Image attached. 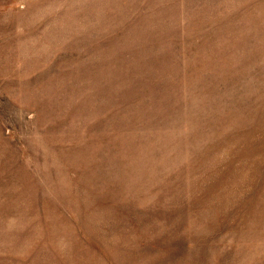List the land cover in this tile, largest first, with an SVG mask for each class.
<instances>
[{
	"label": "rangeland",
	"instance_id": "1",
	"mask_svg": "<svg viewBox=\"0 0 264 264\" xmlns=\"http://www.w3.org/2000/svg\"><path fill=\"white\" fill-rule=\"evenodd\" d=\"M0 264H264V0H0Z\"/></svg>",
	"mask_w": 264,
	"mask_h": 264
},
{
	"label": "bare ground",
	"instance_id": "2",
	"mask_svg": "<svg viewBox=\"0 0 264 264\" xmlns=\"http://www.w3.org/2000/svg\"><path fill=\"white\" fill-rule=\"evenodd\" d=\"M88 29V28H87ZM113 240V239H112ZM112 244V243H111ZM110 245V244H109Z\"/></svg>",
	"mask_w": 264,
	"mask_h": 264
}]
</instances>
